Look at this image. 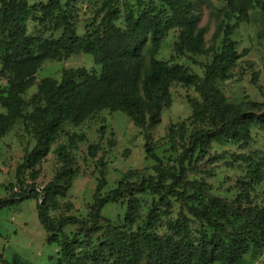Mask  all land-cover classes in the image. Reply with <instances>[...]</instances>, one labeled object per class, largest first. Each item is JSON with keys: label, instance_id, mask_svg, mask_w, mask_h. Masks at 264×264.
<instances>
[{"label": "trees", "instance_id": "1", "mask_svg": "<svg viewBox=\"0 0 264 264\" xmlns=\"http://www.w3.org/2000/svg\"><path fill=\"white\" fill-rule=\"evenodd\" d=\"M156 1L158 3L144 6L138 15L130 12L126 17L127 24L122 28L117 24L121 18L119 0H103L86 34L80 36L61 1L51 0L45 13L56 20L54 29L63 27V32L58 39H41L35 52V39L27 34V22L33 14L28 0H0V53L4 68L13 72L8 89L0 90V104L6 109V113L0 114V135L10 131L23 117L41 123L37 144L19 166V175L23 169L35 167L48 155L67 122L81 124L102 109L124 110L132 117L144 130L148 155L160 162L157 176L140 182H122L106 195L100 192L103 180L86 219L63 216L56 220L49 215L55 197L63 193L56 182L43 189V197L32 188L0 199V210L26 199H39V220L51 233L49 241H56L57 235L62 236L63 264H142L144 260L146 264H245V257L252 247L259 253L264 249V206L236 207L204 192L211 189L206 181L187 179L188 171L194 169L191 160L200 150L213 142L231 140L248 144L252 139V128L256 125L264 127V112L254 116L245 112L241 105L226 102L217 87L218 82L229 79L231 63L242 56L237 51V42L229 38L235 25L224 28V22L231 16H236L238 23L246 21L256 0H227V6L218 11H213L215 6L211 0ZM202 4L220 19L214 39L222 30L225 33L219 52L213 46H206V30L199 26L201 14L198 8ZM58 13H61L59 18ZM174 28L179 29L177 50L194 55L214 52L204 76L192 73L183 64H169L158 58L166 35ZM82 53L94 57L95 63L101 66L99 72L87 68L67 69L61 80L42 79L38 92L26 99L27 90L36 84V74L46 60H64ZM175 82L200 89L208 104L204 107L191 101L194 117L200 115L211 125L191 136L189 145L179 157V172L168 182L164 163L151 146L148 126L161 123L163 110L172 103L170 88ZM253 83H257L256 76ZM29 106L34 110L26 116L24 110ZM96 151V146L90 148L91 155H96ZM59 154L69 167L66 170L68 176L73 173L69 153L61 147ZM235 156L249 161L251 178L256 182L263 179L264 157L257 160L250 155ZM242 185L243 198L248 197L251 184L242 182ZM187 188L194 193L187 195ZM148 193L161 200L171 196L181 201L180 217L171 224L176 236L157 232L163 214L158 202H155L146 225L150 234L143 238L103 215L105 206L128 199L126 220L131 223L142 209L137 195ZM231 213H235L233 220ZM239 219L243 220L240 227L229 230L228 224L236 226ZM193 220L212 228L213 233L209 235L201 230L199 236H194ZM69 226L77 228L74 236L66 231ZM0 261L9 264L3 254H0ZM12 263L26 264L19 255L13 257Z\"/></svg>", "mask_w": 264, "mask_h": 264}, {"label": "rangeland", "instance_id": "2", "mask_svg": "<svg viewBox=\"0 0 264 264\" xmlns=\"http://www.w3.org/2000/svg\"><path fill=\"white\" fill-rule=\"evenodd\" d=\"M60 1L69 20L76 26L77 34L82 36L93 23L103 0ZM211 1L215 6L213 11L225 8L228 3L227 0ZM50 2L51 0H28L33 14L27 22V34L35 39V52L41 39H58L63 32V27L60 30L54 29L56 20L45 13ZM155 3L158 2L119 0L121 18L117 24L125 28L126 17L130 12L138 15L144 6ZM198 11L201 14L199 26L206 30V46H213L215 51H221L225 39L224 31L214 39L220 19L205 4L200 5ZM61 13L57 14V18ZM233 24L235 30L229 38L237 42V51L242 56L231 63L229 79L218 82L217 87L223 92L226 102L241 105L245 112L257 116L264 112V0L254 2L246 21L238 23L237 17L231 16L225 20L224 28ZM178 36L177 28L168 32L158 58L169 64H183L192 73L204 76L206 66L213 60L214 52L210 55H194L179 51L176 49ZM78 68L95 69L99 72L101 66L87 53L75 54L64 60H46L36 74V84L27 90L26 99L38 92V84L42 79L54 77L61 80L65 70ZM254 76L257 77V83H253ZM12 78L13 72L4 68L3 55L0 53V90L6 91ZM170 93L172 103L163 110L161 123L148 126L151 146L164 163L168 182L177 176L179 157L189 145L191 136L201 128L211 125L200 115L194 117L191 101L204 107L208 104L197 86L175 82ZM208 109L212 110V107L208 106ZM33 110L34 107L29 106L25 108L24 114L28 116ZM3 113H6V109L0 104V114ZM40 128V122L23 117L10 131L0 135V199L32 188H36L40 197H43V189L51 182H56L63 189V193L55 197L54 205L49 208V215L56 220L63 216L86 219L103 180L104 186L100 192L106 195L122 182H140L157 176L160 162L148 155L144 130L124 110L110 109L93 113L81 124L67 122L60 130L58 139L52 143L48 155L35 167L23 169L19 175V166L37 144ZM251 137L248 144L230 140L213 142L206 146L192 158L194 169L188 171L187 179L206 181L211 189L204 192L227 200L236 207H263L264 176L260 182H256L250 176L249 161L235 156L250 155L257 160L264 157V127L254 126ZM92 146L97 147L94 156L90 153ZM61 147L68 151L72 162L70 167L73 173H68V176L66 170L69 167L59 154ZM242 182L251 184L248 197L243 198ZM186 193L192 195L194 190L187 188ZM137 197L141 199L142 209L133 222L126 220L128 199L105 206L103 215L115 224L137 232L143 238L150 234L146 225L155 202H158L163 214L157 232L160 235L176 236L171 224L180 217L181 201L171 196L161 200L159 196L150 193L138 194ZM38 202L39 199L34 197L0 210V254L4 255L9 264H13L15 255H19L26 264H63L60 244L62 236L57 235L56 241H49L51 233L45 230L39 220ZM167 204L171 206L168 207ZM185 213L190 216L186 210ZM233 215L235 213L230 215L232 220ZM242 222L239 219L236 226L228 224L229 230L239 228ZM191 228L194 236H199L201 230L209 235L213 233L212 228L196 220L192 221ZM66 231L74 236L77 228L69 226ZM245 258V264H264V249L259 253L252 247ZM142 264H146V260Z\"/></svg>", "mask_w": 264, "mask_h": 264}]
</instances>
